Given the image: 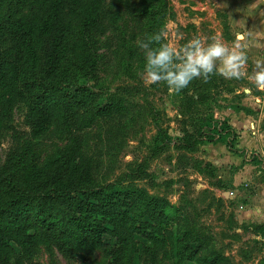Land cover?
Here are the masks:
<instances>
[{
	"label": "trees",
	"instance_id": "trees-1",
	"mask_svg": "<svg viewBox=\"0 0 264 264\" xmlns=\"http://www.w3.org/2000/svg\"><path fill=\"white\" fill-rule=\"evenodd\" d=\"M106 2L0 0V132L7 128L10 107L20 102L34 137L55 126L70 136L45 163L22 160L0 178V264H41L34 261L41 247L85 263L108 250L112 264H135L137 258L144 264H226L222 253L202 254L203 241L192 231L174 235L180 209L167 198L127 185L125 178L97 182L86 163L81 138L74 135L124 115L131 95L90 85L99 70L91 38L103 22ZM152 86L171 90L164 82ZM177 92L179 121L191 129L176 143L179 164L203 172L192 155L225 133L213 113L207 117V105L214 95H232L235 88L214 74ZM161 152L154 149L151 158ZM145 165L134 170L136 180L147 179Z\"/></svg>",
	"mask_w": 264,
	"mask_h": 264
},
{
	"label": "rangeland",
	"instance_id": "rangeland-1",
	"mask_svg": "<svg viewBox=\"0 0 264 264\" xmlns=\"http://www.w3.org/2000/svg\"><path fill=\"white\" fill-rule=\"evenodd\" d=\"M23 13L27 14V9ZM241 20L244 22L240 25L234 24ZM162 30L165 35L161 43H171L177 48L195 36L205 43L218 36L229 46L249 42L251 46L245 49L249 56L246 71L251 73L253 59L264 55V47L258 46L264 45V0H107L103 22L91 38L99 70L96 83L90 85L97 91L100 88L130 91L131 95L126 98L128 110L122 116L97 121L92 128L74 136L81 138L86 163L92 167L97 182L113 183L125 178L127 185L167 198L180 209L173 226L174 235L192 231L200 236L202 254L222 253L226 264H264V226L257 228L254 224L242 223L236 214L241 211L245 196L254 193L255 186L239 184L235 187L231 180L223 182L217 170L210 166L198 172L184 170L179 164L182 152L176 149V143L184 139L186 130L191 132L189 124L186 126L179 121L180 96L174 89L166 92L161 86L156 88L145 82L144 56L137 47L138 40H149ZM237 33L243 35L244 40L237 41ZM151 46L159 45L153 42ZM226 81L236 92L230 96L214 95L207 105V117L213 113L219 124L228 123L230 117L244 110L262 120L256 133L264 145V91H257L246 77ZM255 97H260L262 102L258 103ZM89 113L90 110L83 116ZM26 116L27 108L23 103L10 107L7 128L0 132L1 179L14 171L22 160L41 165L69 143V134L57 126L43 137H34ZM218 141L216 136L213 142ZM159 147L162 148L160 155L151 158L153 150ZM258 157L264 160L263 147L249 152L248 159L258 162L256 167L264 172V162ZM139 165H145L146 180H136L134 170ZM231 195L239 196L234 200ZM112 258L110 251L102 250L85 263L80 257L63 256L56 248L41 247L34 261L112 264ZM135 264H144V260L137 258ZM159 264L171 263L160 261Z\"/></svg>",
	"mask_w": 264,
	"mask_h": 264
},
{
	"label": "clouds",
	"instance_id": "clouds-1",
	"mask_svg": "<svg viewBox=\"0 0 264 264\" xmlns=\"http://www.w3.org/2000/svg\"><path fill=\"white\" fill-rule=\"evenodd\" d=\"M242 21L233 22L240 25ZM164 35L162 30L149 40L137 41V47L144 56L142 76L146 83L164 82L170 89L179 91L196 78L207 82L215 74L225 80L246 77L257 91H264V55L253 59L254 68L251 73L246 71L249 56L245 49L251 46L249 42H235L229 46L218 36L211 37L207 43L195 36L177 48L171 43H161ZM242 40L244 36L237 33V41ZM153 42L159 46L152 47ZM247 91L250 92L251 88ZM255 99L260 102V97Z\"/></svg>",
	"mask_w": 264,
	"mask_h": 264
},
{
	"label": "crops",
	"instance_id": "crops-1",
	"mask_svg": "<svg viewBox=\"0 0 264 264\" xmlns=\"http://www.w3.org/2000/svg\"><path fill=\"white\" fill-rule=\"evenodd\" d=\"M215 118L218 119V117ZM261 121L260 118H256L242 110L234 117H230L228 123L220 124L222 130L225 129L223 138L221 136L217 143L206 142L200 145L198 151L193 155L194 159L203 163V167L210 166L217 170L220 174L219 179L223 182L231 180L234 182L232 183L235 187L239 184H247V186L253 184L255 186L254 193L250 194L251 196H245L246 201H244L241 211L236 212V214L238 215V221L254 224L257 228L264 226V172L256 167L258 162L249 161L248 153L259 151L261 147L264 148L256 133L258 123ZM224 138H226V141H223ZM235 142H237L236 147H234ZM258 158L262 163L264 162L261 159L262 157ZM238 196L231 195V199L236 200Z\"/></svg>",
	"mask_w": 264,
	"mask_h": 264
}]
</instances>
